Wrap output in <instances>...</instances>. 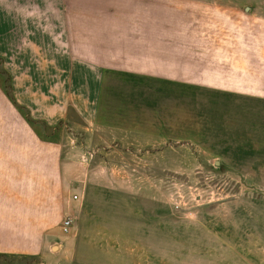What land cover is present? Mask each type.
Returning a JSON list of instances; mask_svg holds the SVG:
<instances>
[{
    "label": "rangeland",
    "instance_id": "rangeland-1",
    "mask_svg": "<svg viewBox=\"0 0 264 264\" xmlns=\"http://www.w3.org/2000/svg\"><path fill=\"white\" fill-rule=\"evenodd\" d=\"M42 1L8 15L0 0V253L11 257L0 264H264V106L249 110L242 158H210L194 142H119L73 122L52 137L45 121L51 97L66 105L91 66L179 63L188 80L264 98V0H100L92 16L81 10L97 0ZM63 191L79 197L68 234Z\"/></svg>",
    "mask_w": 264,
    "mask_h": 264
},
{
    "label": "crops",
    "instance_id": "crops-1",
    "mask_svg": "<svg viewBox=\"0 0 264 264\" xmlns=\"http://www.w3.org/2000/svg\"><path fill=\"white\" fill-rule=\"evenodd\" d=\"M52 2L53 0H48L47 4L51 7L54 4ZM102 4L104 3L100 0L89 1L85 4L87 6L82 7L81 13L89 16L99 14ZM40 5L43 6L42 0H20V3L18 0H6L5 14L30 11H21L18 6H36L38 9ZM249 10L246 9V12ZM152 16L153 13V19ZM21 27L25 30L29 26ZM178 66L179 63L177 68L160 72L106 67L97 69L91 66V76L82 86H73L72 90L66 88V105L58 99L53 103L54 98L51 97L50 106L45 109V116L48 117L45 121L53 127L79 123L88 128L87 130L96 129L115 134L119 142L135 137L144 143L194 142L201 144V149L207 156L214 159L247 157L244 153L249 151L242 144L250 142L246 137V134L251 133L248 129L249 110L264 106V98L257 94L259 91L251 87L237 91L212 86L203 80L206 78L204 74H194V81H191L188 80L191 77H186L187 74L181 68L178 69ZM51 93L53 96V90ZM187 93L194 96L195 102L189 110L186 104ZM207 94L230 98L233 104H218L217 110L212 104L202 107L201 100ZM55 95H64L62 85L56 88ZM223 111L228 116L222 115ZM226 119L232 122H227ZM212 143L215 147H208ZM221 143L225 145L222 146ZM78 183V193L84 194L88 180L82 178ZM59 196L62 199L60 205L63 222L66 217L74 216L75 200L64 191ZM59 245L64 247L63 244Z\"/></svg>",
    "mask_w": 264,
    "mask_h": 264
},
{
    "label": "trees",
    "instance_id": "trees-1",
    "mask_svg": "<svg viewBox=\"0 0 264 264\" xmlns=\"http://www.w3.org/2000/svg\"><path fill=\"white\" fill-rule=\"evenodd\" d=\"M13 102L15 103V101L13 100ZM16 104V103H15ZM17 109H19V111L21 110V108L19 106H17ZM27 117H25L26 119ZM27 121L30 123V124H33L28 118H27ZM60 126H62L61 124L59 126H56V127H52L50 128L49 126H47V129L51 130V135L52 137L54 135H56L57 132L60 131ZM34 132L43 140V141H50V139H46V138H43V136H41L40 132L38 130H36L34 128ZM11 257L9 255H5V254H1L0 253V260H4V259H10ZM8 264V263H7ZM11 264V263H9Z\"/></svg>",
    "mask_w": 264,
    "mask_h": 264
},
{
    "label": "built area",
    "instance_id": "built-area-1",
    "mask_svg": "<svg viewBox=\"0 0 264 264\" xmlns=\"http://www.w3.org/2000/svg\"><path fill=\"white\" fill-rule=\"evenodd\" d=\"M79 197L75 196L74 200H78ZM74 221L72 217H66L65 220L62 222V230L65 234H68L73 227Z\"/></svg>",
    "mask_w": 264,
    "mask_h": 264
}]
</instances>
